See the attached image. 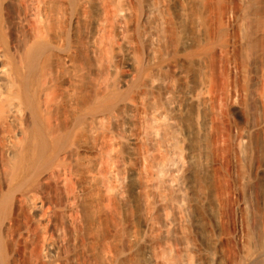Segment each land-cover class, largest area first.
<instances>
[{
    "label": "bare ground",
    "instance_id": "1",
    "mask_svg": "<svg viewBox=\"0 0 264 264\" xmlns=\"http://www.w3.org/2000/svg\"><path fill=\"white\" fill-rule=\"evenodd\" d=\"M262 176L264 0H0V264H264Z\"/></svg>",
    "mask_w": 264,
    "mask_h": 264
},
{
    "label": "rangeland",
    "instance_id": "2",
    "mask_svg": "<svg viewBox=\"0 0 264 264\" xmlns=\"http://www.w3.org/2000/svg\"><path fill=\"white\" fill-rule=\"evenodd\" d=\"M264 186V176H262L260 185ZM254 186L251 183L246 185L247 194L251 193ZM11 223L6 235L10 248V264H34V256L31 252L33 236L24 231L22 222L16 211L11 214Z\"/></svg>",
    "mask_w": 264,
    "mask_h": 264
}]
</instances>
